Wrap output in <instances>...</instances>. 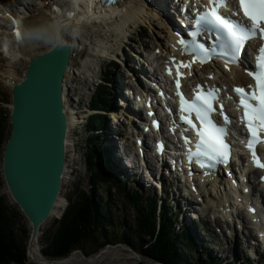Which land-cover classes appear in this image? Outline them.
<instances>
[{
	"label": "water",
	"instance_id": "1",
	"mask_svg": "<svg viewBox=\"0 0 264 264\" xmlns=\"http://www.w3.org/2000/svg\"><path fill=\"white\" fill-rule=\"evenodd\" d=\"M70 54L68 45L57 43L31 58L11 90V132L2 173L33 238L61 191L67 139L63 79Z\"/></svg>",
	"mask_w": 264,
	"mask_h": 264
},
{
	"label": "trees",
	"instance_id": "2",
	"mask_svg": "<svg viewBox=\"0 0 264 264\" xmlns=\"http://www.w3.org/2000/svg\"><path fill=\"white\" fill-rule=\"evenodd\" d=\"M5 119L3 113L0 120L2 153L10 135L5 138ZM8 119L10 121V116ZM95 155L96 150L93 147L87 156V169L90 172L88 183L91 186L89 196L79 191L78 187L74 190L78 200L68 205L62 218L56 221L54 235L47 237L44 246L41 245L44 258L66 259L75 251L91 257L107 246L120 244L128 246L143 259L158 264H216L202 260L193 263L184 236L174 232L172 214L167 209L162 210L159 221H156V203L153 201L147 210L139 207L137 221H134L136 227H132L130 221H115L110 215V210L115 208V205H110L109 202L102 205L95 191L98 190L103 195L101 191L104 185L108 184L110 188L116 189L120 184L118 181L112 183L104 177V172L92 162ZM105 199H109L108 193ZM12 212L0 198V264H24L27 259V242L31 229L25 233L21 232L20 236L17 235L15 227L11 225ZM20 213L17 212L21 216ZM116 217H119L118 214Z\"/></svg>",
	"mask_w": 264,
	"mask_h": 264
},
{
	"label": "snow or ice",
	"instance_id": "3",
	"mask_svg": "<svg viewBox=\"0 0 264 264\" xmlns=\"http://www.w3.org/2000/svg\"><path fill=\"white\" fill-rule=\"evenodd\" d=\"M239 12L243 13L244 18L250 22L245 25L239 22H233L225 18L220 9L226 7L225 0H208L205 11L198 16L201 25L212 26L217 31V39L223 49L219 53L221 56H230L231 62H236V57L241 54L245 43L251 39L259 38L264 41V0H238ZM53 11L59 12L60 9L53 7ZM237 15L239 13H236ZM69 13V18H71ZM19 38L20 33H16ZM182 48L183 54H191L193 60L185 63L181 61L176 65V88L177 95L180 98V121L186 124L196 135L195 151L191 147L188 149L189 163L195 160L202 167L207 162V167H213L216 164L225 162L229 156V146L224 137L227 134L226 128L217 125L211 119V113L214 111L213 102L217 99L218 90L204 92L200 86L191 100L186 99L180 92V68H190L192 63L201 64L210 62L211 55L208 49L202 44L193 43L187 45L183 39L177 41ZM173 63L176 64L175 58ZM229 63L225 61L226 67ZM169 69V75H171ZM247 74L255 82V86L249 85L250 90L243 87H236L233 91L239 96V106L243 109L241 122L245 124L249 133L247 148L252 155V162L255 167L264 169L262 162L255 150V145L264 143V44L259 48V55L256 57L254 68L247 71ZM199 122L198 125L193 121ZM227 123V119H225ZM185 129V131L188 130ZM186 144H192L188 137H184ZM255 212V209H249Z\"/></svg>",
	"mask_w": 264,
	"mask_h": 264
},
{
	"label": "rangeland",
	"instance_id": "4",
	"mask_svg": "<svg viewBox=\"0 0 264 264\" xmlns=\"http://www.w3.org/2000/svg\"><path fill=\"white\" fill-rule=\"evenodd\" d=\"M144 25V24H143ZM146 25V24H145ZM155 25V24H154ZM137 26V25H135ZM148 26V25H147ZM93 28L90 29H94L96 26H92ZM111 29L105 28L104 30L106 32L101 33L102 35H105L106 33L109 34V38H111L114 41V46H118L120 44V39L123 38L124 36H118V33L116 31H113V26L110 24ZM75 29L73 28H68L67 30V37L69 39H73L74 40V44H76V38H75V32L72 30ZM158 29V28H157ZM88 29L84 28L80 31L79 34H81L82 36H86ZM111 30V31H110ZM4 31V30H2ZM140 28L135 27L133 28V30H128L126 32H124L127 35H132L135 39H137V37L135 36V32L140 34ZM146 31V30H145ZM145 31H143L141 33V37H142V42H153L152 38L154 37V33L151 31L150 33H145ZM160 30L158 29V32ZM134 32V34H133ZM24 36L27 34V32H23ZM22 34V35H23ZM71 34V35H70ZM113 34L115 35L113 37ZM81 35H79V37H81ZM152 37V38H151ZM159 37L160 33H159ZM46 38V35H42L41 37H35L36 40L35 41L37 43H41L43 41V39ZM9 39L8 36H6V40ZM119 39V41H117V44L115 43V41ZM23 41V40H22ZM123 41H125V39H123ZM121 41V42H123ZM5 43L4 39H0V48H3L1 45ZM22 44H25V42L23 41ZM36 45V44H35ZM38 46V45H36ZM35 46V48H36ZM121 46L125 47V44L122 43ZM149 47V46H148ZM25 49H29L27 46L24 47ZM24 48H18V51H20L19 49H22V52H18L17 54L18 56H20V58L26 60V51ZM31 48V47H30ZM32 49V48H31ZM154 49V48H153ZM20 53V55H19ZM4 51H0V59H3ZM7 55L4 56V62H2L0 64V114L4 113L6 116L5 119V123H4V130H5V138L8 136V132L10 131V124H9V119L8 116H10L11 114V103H12V99H11V86L6 83V80L3 78V76H8V70H12L15 72V74L17 75V78L20 77V79L22 78V73L26 67V63L25 62H19L18 64L15 66L14 64L9 65L8 64V60L6 58ZM82 57L81 56H75L73 62H72V67L74 69V71L76 72V75H70L67 78V83L69 82L70 85H76L80 80V75H79V66L81 63ZM17 60V59H16ZM77 60V61H76ZM88 59H84L83 63L87 62ZM72 69V71H73ZM122 69V68H121ZM78 74V75H77ZM72 76V77H71ZM125 76L126 73H125ZM77 77V78H76ZM17 78L15 77V81L17 80ZM72 79V80H69ZM77 79V80H76ZM67 89L69 90V85L67 87ZM124 95V94H123ZM89 101V98L87 100V103ZM89 106V105H88ZM1 117V115H0ZM86 116L83 117V121H80V123L78 122L77 127L74 128L73 130H71L70 132V139L72 141V143L74 144L73 140H77V142L83 147V154L85 155V153H87L86 150V146L88 143V134L85 132L83 133L82 129H79L80 125L83 126V123L85 122ZM92 122H97V118L96 117H92ZM72 128V126H71ZM75 132V133H74ZM1 150H0V154L2 153V149H3V144L1 145ZM69 154V160L68 162V170L67 173L69 175L73 174L72 177L67 175L65 176V179L63 180L64 182H62V190L60 192V203L58 205V207L55 209V214L53 213V215L47 219V221H45L40 229H39V233H38V241L37 244H35L33 247V238L32 236L29 237L28 239V243H27V263L25 264H53L54 262H60L61 264H138V263H144V264H158V263H154L152 261L143 259L140 255H138L134 250H132L131 248H129L128 246L125 245H115V246H107L104 250H102L100 253H98L95 256H91V257H86L82 254V252L80 251H75L73 252L68 258H66V261H63V259H60V261H56V260H48L44 257H42L41 254V245L44 246V243L47 239V237H49L50 235H54L53 232L56 228V221L59 219L60 217V212H62V208L64 205L67 204H71L73 202H75L78 197L77 193H74V190L79 189V191H83L85 193V195H89L90 190H91V186L89 183H87V179L82 180L80 184H75L74 182L77 179V176L74 175L75 173H78L80 171L81 168H83V164H80V162L76 161L75 158V153H73L72 148L71 150H69L68 152ZM86 177H87V173H86ZM127 186V185H126ZM134 190V187L132 189V191ZM127 191H131L130 187H126L124 192ZM103 195H101L99 193V191H95L96 195L101 199H105L106 198V194L101 191ZM134 193V191H133ZM143 196L148 195L149 193L152 192H148V193H143ZM109 194V201L112 202L113 204H117L119 206V212H116V214H118L119 217H117L119 220H125L124 217L129 216V220H134L135 217V212L134 210H136V201L132 200L133 203V207L132 205H128L126 203V201H122L121 196H119L118 194L114 193V191L110 190L108 191ZM0 198L4 201L5 205L7 206V208L12 209V215H11V221H12V226L15 227L14 231L16 232L17 235L20 236V233H25L29 230L30 228V223L29 221L23 216L22 213L21 216L17 214V212L19 210L18 206L15 204L14 200L12 199L11 195L9 194V191L5 185L3 176H2V154L0 155ZM162 206L164 205V202L162 204ZM65 210V209H64ZM179 221V220H178ZM180 222V221H179ZM21 233V234H22ZM196 242H198V239L196 238ZM236 246V245H235ZM237 247V246H236ZM238 249V247H237ZM240 251V247L238 249ZM238 250H232L230 252V254H237V257L239 259L238 260V264H243L245 263L244 261H242L243 259H246L243 255V253L238 251ZM31 251V252H30ZM34 251V253H33ZM34 255V256H33ZM37 257V258H36ZM195 258L200 257L201 259H206V257H201V255L198 254H194ZM216 257V256H215ZM228 260L231 259L230 256H227ZM219 258V257H217ZM242 261V262H241ZM253 264H256V262H253Z\"/></svg>",
	"mask_w": 264,
	"mask_h": 264
},
{
	"label": "bare ground",
	"instance_id": "5",
	"mask_svg": "<svg viewBox=\"0 0 264 264\" xmlns=\"http://www.w3.org/2000/svg\"><path fill=\"white\" fill-rule=\"evenodd\" d=\"M146 2H148L146 4L149 6H152V7L156 6L154 0H147ZM125 4L126 5H123L121 8L122 14L116 20H113L112 22H110L109 13L103 14V12L98 11L100 14L99 17L102 19L101 20L102 24H100V26L104 27V29L105 28L111 29V27H110V24H111L113 26V28H112L113 31H116L118 33V36H123V30H126L128 28H133V27L135 28V25L139 26V25H143V24L145 25L146 24L149 26V25H152V21H156V24H157L156 26L160 30L159 31L160 36H161L160 38H162V36L164 35V38L167 41H172L173 36L171 34L170 27L167 25V23L165 24V22H163L161 19H159L158 17L155 16V9H154V13H153L152 9H146L145 4L141 0L140 1L139 0H129V2H125ZM75 7L76 8L74 10H69L72 14H74L76 12V10L79 8L77 1L75 3ZM80 9H84V8L80 7ZM110 13L115 14V11L110 12ZM85 19L88 22L91 21V18L87 15H86ZM79 20L78 19L77 20L76 19L67 20V18H65V19H60L59 21H57L56 25H54L50 21L48 22L46 17H44L43 15H40L38 17H32L28 21H26L24 24H25V27L27 28V30L29 32H27L25 37H32L30 46H28L29 49L27 50L24 48L26 53H27L26 58H25L26 61L31 56L35 55L38 52V50H37L38 48H35L36 45H38L36 47L40 48L42 46L44 49H46V48H50L51 46L59 43V44L68 45L71 48V58L69 59V64H68V67H69L73 62V58H75L74 47L76 44H74L73 39H69L65 35V31L67 32L68 28H73V27L75 28L76 25L74 23H77ZM94 24H99V20L93 21V23L91 25H94ZM127 24H128V27H125ZM102 32L104 34V32H106V31H102ZM42 35H46V38H44L41 43L35 42V41H38L35 39V37H41ZM22 36H24V34ZM117 41H119V39H117L115 41L116 44H117ZM22 42L23 41L21 40L20 43H22ZM75 42H77V41H75ZM157 42L159 44V41H157ZM172 42H174V41H172ZM158 46H160V45H158ZM19 50L20 51H18V49H17L18 52H22V49H19ZM32 50H34V52L31 53ZM151 51H153V48L151 49ZM100 52L102 54H104V53L108 54L109 53L108 51L104 52L103 50H101ZM19 55H20V53H19ZM111 56H113V54H111ZM68 71H69V68L67 69V71L65 73V85L67 83V78L69 77ZM73 71H74V69H73ZM206 71L210 72V70L208 68H206ZM132 72H135L134 66H133ZM132 76H133V74H132ZM220 77L225 82H230V81H232V79L236 80L237 82H242L245 80V76L242 73H240L238 70H232L231 73H229V74L221 73ZM22 78H23V76H22ZM22 78L20 79V81L22 80ZM4 79L7 80L6 82L11 87H12L13 83H15V77H13V75L6 77ZM69 80H72V79H69ZM63 98H64V96H63ZM65 98H66L65 99V109H67V111L69 113L71 112V114H70L71 117L68 116L69 120H71L68 122V126H70V128L72 126V128H71V130H72L75 123L78 124V122L80 123V121H83V119H81V117L83 118L85 115H82L81 113H82V111L87 112L88 105H89V101L87 103V100L89 98V95L86 92H83L81 95H79L78 93H75L71 89V91L69 90L68 92H66ZM122 98L124 100H126L125 95H122ZM67 115H68V113H67ZM85 125H86V122L83 123V127H85ZM72 146H73V143L70 139V135H68V138L66 140V148H67L68 152H69V150H71ZM68 160H69V156H68L67 161ZM125 168H127V167H125ZM66 169L68 170V162L66 164ZM138 170H139V168H138ZM65 172H66V170H65ZM64 177H65V174L63 175V179H64ZM59 197L55 203V206L52 210L50 217L53 215V213L55 214V209L58 207V205L60 203L61 199ZM200 197L202 198V200L206 206H208L209 208L214 206L213 209H215V210H217L216 207L220 208L223 204L221 201H218L217 199H215V198L219 197L218 195H216V197H214V198H209V197H206L205 195H201ZM217 211L219 212V210H217ZM220 215L222 218L224 217L222 213H220ZM41 225H40V227H41ZM40 227H39V229H40ZM33 239L34 240L32 241L33 244L31 247H33L35 244H37L38 236L36 238H33ZM194 240L197 241L196 236H194ZM33 253H34V251H33ZM56 261H60V260H56ZM63 261H66V260L63 259ZM53 264H61V263L60 262H54Z\"/></svg>",
	"mask_w": 264,
	"mask_h": 264
}]
</instances>
